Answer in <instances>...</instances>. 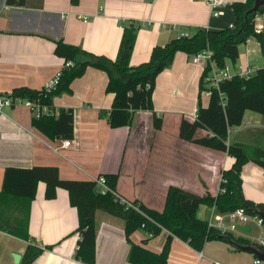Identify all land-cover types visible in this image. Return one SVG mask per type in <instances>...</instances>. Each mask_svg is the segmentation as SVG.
<instances>
[{"label": "crops", "instance_id": "1", "mask_svg": "<svg viewBox=\"0 0 264 264\" xmlns=\"http://www.w3.org/2000/svg\"><path fill=\"white\" fill-rule=\"evenodd\" d=\"M209 1L80 0L78 5H72L70 0H26L23 7H11L6 0H0V94L9 95L20 87L42 90L53 81L64 68V60L54 52L58 40L114 61L124 27L139 26L130 62L137 67L149 60L155 46H163L183 33L192 34L197 28H229L235 22L232 4L245 0H223L227 5L217 9V17ZM255 26H261L264 34V13L256 16ZM259 45L249 39L239 46L237 64L232 66L228 62L227 66L234 71L250 68L256 73L264 67ZM191 63V57L179 52L172 66L157 77L153 102L156 114L163 119L160 130L153 128L151 113L147 111H138L131 127L112 129L107 114L114 95L106 92L108 75L88 68L71 83L70 93L55 97L50 108L52 116H58L62 109L74 113L73 148L64 149L62 156L53 148L61 147L64 140L49 139L38 132L32 126L33 114L25 104L6 108L0 116V191L7 167L55 166L65 180L90 181V176L118 175L116 191L120 195L156 211L163 210L170 186L196 195H204L207 190L215 195L222 171L230 169L235 160L179 136L181 120L192 122L197 117L196 94L204 66ZM206 99L204 107L209 102ZM249 112L233 132L261 122L264 128L261 115ZM202 132L207 134L202 130L198 134ZM230 137L229 142L233 143ZM254 140L235 142L264 149V134L258 133ZM127 150L133 154L128 164ZM241 178L244 196L256 204L264 203V169L249 162L244 165ZM45 190L46 184L40 182L31 205L30 241L2 232L0 235L13 239V254L23 257L30 245L42 249L32 264H84L75 258L79 219L68 191L59 188L56 198L47 200ZM153 200L160 201L161 210L152 207ZM200 214L201 208L198 217L206 220ZM96 228V264H131L124 220L98 211ZM167 234L163 231L152 237L140 230L131 240L136 244L147 240L143 246L159 253ZM49 246L52 248L48 249ZM249 254L237 252L223 240L208 242L199 252L174 237L168 264H240V256Z\"/></svg>", "mask_w": 264, "mask_h": 264}, {"label": "trees", "instance_id": "2", "mask_svg": "<svg viewBox=\"0 0 264 264\" xmlns=\"http://www.w3.org/2000/svg\"><path fill=\"white\" fill-rule=\"evenodd\" d=\"M78 5L80 0H70ZM256 0H245L232 4L235 15L234 28L216 31L197 28L188 36L172 38L163 46L152 49L147 62L132 67L130 62L134 51L139 26H125L116 60L98 56L76 46L56 41L55 55L64 60L59 83L54 90H33L27 87L14 89L9 96L23 101H32L41 107L51 108L54 98L63 93H70L71 83L81 78L90 67L102 70L108 75L106 92L114 95L112 107L107 114V122L112 129L131 127L138 111L151 113L152 126L160 130L163 126L162 117L154 109L153 95L159 74L172 66L178 52L189 57L204 50L212 52L215 65L223 69L228 62L232 66L239 59V46L255 37L264 54V34L255 33V18L264 13V6L256 13L248 14ZM26 0H6V5L23 7ZM210 72V66L202 73L197 107L194 121L183 118L180 122L179 136L186 142L213 151L225 153L234 158L232 167L222 171L226 180L221 188L224 193L212 195H196L180 187L168 188L165 205L162 211H156L139 204L142 215L128 210L115 202L111 194L97 193V185L85 180H65L60 177L55 166H34L32 168L7 167L4 171L2 189L0 191V232L15 238L30 241L29 233L31 205L36 197L40 182L46 184L45 198H56L57 189L69 193L70 204L78 212L79 224L76 233L79 240L75 258L84 264H96V213L103 211L125 222V234L130 243L128 261L131 264H168L171 243L174 237L186 242L194 250L201 252L206 243L223 240L232 244L250 245L244 237L233 234L221 235L208 227L207 220L198 217L202 206L208 209L215 207L222 214L232 213L243 208L249 215L264 214V203L248 200L243 193L241 172L249 162L264 169V149L240 143H230L228 129L240 127L247 111L264 117V67L257 70L249 79L235 76L220 85V91L213 89L208 105L201 103V95L205 90L204 79ZM220 92L227 101L221 105ZM32 126L49 139L67 141L74 137V113L71 109H62L58 116L44 115L33 117ZM207 132L199 135L198 131ZM111 188L116 189L118 175H104ZM144 225V228L142 227ZM144 230L152 237L167 232L166 241L161 252L155 253L142 244L131 240L136 231ZM235 243V244H234ZM51 249L52 246L47 247ZM235 250L238 252L239 250ZM43 250L28 246L19 264H32Z\"/></svg>", "mask_w": 264, "mask_h": 264}, {"label": "built area", "instance_id": "3", "mask_svg": "<svg viewBox=\"0 0 264 264\" xmlns=\"http://www.w3.org/2000/svg\"><path fill=\"white\" fill-rule=\"evenodd\" d=\"M210 8L212 11H215L213 15L217 17L219 15V12H217V9L220 7H224L227 5V2H224L223 0H210L208 2ZM230 28H234V25H231ZM255 33L256 34H262L263 29L261 26H255ZM189 34L183 33L180 36H188ZM191 62L193 64H201L204 66V70L210 66V72L208 75H206L204 79V85L205 90L202 92V95L205 98H210L211 93L213 89H217L220 91V85L226 81L230 80L235 76H239L242 78L249 79L254 75V70L250 68L241 69L234 71V69L230 66H225V68L220 69L218 68L214 61L212 60V52L210 50H204L197 55L192 56ZM61 77V72L58 73L53 81L48 83L45 87L47 91L54 90L56 86L59 83V79ZM220 98H221V105L225 107L227 105L226 97L225 95L220 92ZM25 104L32 112L33 117L39 119L44 115H51L50 108L48 107H41L36 102L32 101H23L20 98H13L9 95H3L0 94V116H3L5 114V109L13 107L15 105H23ZM233 132V129H228V136H230ZM229 142V141H228ZM73 148L72 139H69L67 141H64L61 145V147L53 148V150L59 154L63 155L62 151L64 149H71ZM90 181L96 183L97 193H101L103 195L105 194H111L114 201L119 203L120 205L124 206L128 210H134L135 212H138L144 216H146L142 210L139 204H136L133 201H130L129 199L125 198L124 196L120 195L116 189H113L110 187L107 178L104 175L100 176H90ZM226 180L223 178V175L220 176L219 181V188L215 195L219 193H224L225 190L221 188V185L224 184ZM208 223V227L210 229H213L217 232H219L221 235H227V234H237L240 237H244L247 240L250 241V245L256 246L264 252V218L261 217V215H249L243 208L237 209L236 211L232 213L222 214L216 211L215 207L209 209V216L206 219ZM249 225H255L260 229V234L258 236H254L250 233V235L245 234L243 231L245 227ZM144 228V225L142 226ZM247 232V231H246ZM201 257H203L202 254H200ZM213 264H222L220 262L214 261ZM252 264H264V261L260 260L258 257L253 256V262Z\"/></svg>", "mask_w": 264, "mask_h": 264}, {"label": "rangeland", "instance_id": "4", "mask_svg": "<svg viewBox=\"0 0 264 264\" xmlns=\"http://www.w3.org/2000/svg\"><path fill=\"white\" fill-rule=\"evenodd\" d=\"M250 40L252 42H255L256 44L258 43V45H259V41L255 37H251ZM258 48H259L258 49L259 50V58L263 59V61H264V54L261 51L260 45ZM198 66L202 67L201 64H199ZM197 91L198 92H197L196 96H197V107H198V101H199V95H200L199 94L200 84H199V88ZM200 99H201L202 105L207 101V99L203 95H201ZM249 114H253L254 116H256V115L260 116L254 112H249ZM261 118H263V120H264L263 116H261ZM239 132H241V133H239ZM258 133L264 134V128H263L262 122L260 125H256L254 127L249 126L245 129H240V130L235 129V132H232V134L230 135L231 136L230 140L232 142L234 141L233 143H236L235 141L239 140V139L246 140V142L254 143L255 142V140H254L255 136ZM201 135H205V134H203V132H202ZM245 135H248V138H244ZM132 156H133L132 152L131 151L129 152V150H127V153H126V163L127 164L129 163ZM206 193H210V192H208V190H207ZM154 201L155 200L152 201V207H154V209L161 210L162 208H161L160 201H155V202ZM201 210H202V214H200L201 215L200 217L203 219H207L209 216V209L206 206H202ZM245 230L247 231V232L245 231V234L250 233L254 236H258L260 234V229L258 227H256L255 225H253V226L249 225V226L245 227ZM250 234H248V235H250ZM235 235H237V234H235ZM12 243H13V239H11V237L4 235V234L0 235V264H17L15 262V259H14V254L11 252ZM242 254H245V253H242ZM252 257H253L252 254L251 255L250 254L249 255H241L239 258V262H240V264H251Z\"/></svg>", "mask_w": 264, "mask_h": 264}, {"label": "water", "instance_id": "5", "mask_svg": "<svg viewBox=\"0 0 264 264\" xmlns=\"http://www.w3.org/2000/svg\"><path fill=\"white\" fill-rule=\"evenodd\" d=\"M262 6H264V0H256L253 8L248 11V14L256 13L259 10V8ZM261 217L264 218V214H261ZM235 247L237 250L241 252H248L252 254L253 256L258 257L260 260L264 261V252L262 251V249L256 246L235 244ZM14 259H15V262L19 264L22 259V256L20 254L14 253Z\"/></svg>", "mask_w": 264, "mask_h": 264}]
</instances>
